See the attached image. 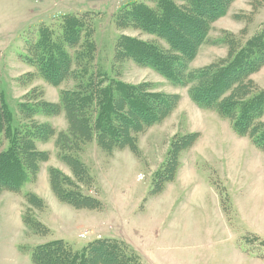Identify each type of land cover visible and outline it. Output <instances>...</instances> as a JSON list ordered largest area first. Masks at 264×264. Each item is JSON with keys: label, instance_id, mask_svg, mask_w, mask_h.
<instances>
[{"label": "rangeland", "instance_id": "rangeland-1", "mask_svg": "<svg viewBox=\"0 0 264 264\" xmlns=\"http://www.w3.org/2000/svg\"><path fill=\"white\" fill-rule=\"evenodd\" d=\"M139 2L152 5L150 0H0L1 101L14 128L46 126L53 131L49 139L34 141L36 150L47 155L34 180L19 192H11L18 195L12 196L13 201H24L22 222L29 206L26 194L37 191L40 196H35L45 200L43 207L28 209L46 232L25 228L20 219L16 222L14 214L4 212L11 201L3 200L0 264H30L34 248L57 240L80 252L99 236L127 243L142 264H264V151L249 137L239 136L231 122L215 110L196 106L189 95L192 83L174 85L151 68L132 60H115L122 36L167 49L154 35L117 26L121 9ZM67 14L87 15L91 21L94 57L87 67L89 74L99 72L108 80L115 78L130 85L144 83L150 92L177 98L170 116L133 135V153L127 147L108 152L95 139L80 145L78 160L86 169L82 183L62 162L56 147L58 138L69 129L61 94L75 90L76 82L69 78L50 84L37 66L25 59L24 41L29 38L34 42L40 27L56 31L54 26ZM263 27L264 0H232L225 14L210 23L185 72L226 61L228 42L235 40L243 46ZM246 79L251 84L249 96L264 90V64ZM41 102L56 105L57 110L22 114L23 105ZM260 121L264 124V115ZM188 134H197V139L177 157L174 178L161 182L173 140ZM6 147L1 134L0 152ZM50 169L66 176L81 194L94 197L99 205L75 209L57 198L60 204H52L48 196L54 197ZM160 183V191L152 194L153 186Z\"/></svg>", "mask_w": 264, "mask_h": 264}, {"label": "trees", "instance_id": "trees-1", "mask_svg": "<svg viewBox=\"0 0 264 264\" xmlns=\"http://www.w3.org/2000/svg\"><path fill=\"white\" fill-rule=\"evenodd\" d=\"M231 1L150 0L152 5L130 4L117 15V26L135 27L154 35L167 49L156 43L122 36L114 58L120 62L132 60L141 67L151 68L174 85L192 83L189 95L196 106L215 110L231 122L239 136L249 137L257 149L264 151V124L260 121L264 115V90L249 96L251 84L246 79L264 64V27L243 46L237 45L235 40L228 42L230 53L226 61L197 72H185L186 63L204 42L210 23L225 14ZM60 18L59 25L54 26L56 31L40 27L34 42L29 38L24 41L25 59L35 64L50 84L56 85L69 78L76 82L75 90L61 94L60 103L65 108L69 129L58 138L56 147L62 162L78 183H82L86 169L78 160L80 145L95 139L98 146L108 152L127 147L133 153V135L170 116L177 98L150 92L144 83L130 85L115 78L108 80L99 72L89 74L87 67L94 57L91 21L87 15L67 14ZM227 91L229 94L225 96ZM1 99L0 96V135L6 139L7 147L0 152V194L17 193L26 182L34 180L39 163L47 159L46 153L36 150L34 141L40 137L49 139L53 131L46 126L14 128L12 116ZM42 109L56 111L57 107L43 102L23 105L22 114L33 116ZM196 135L173 140L161 182L174 178L177 157L193 144ZM49 179L54 196L60 202L75 209H95L94 205H99L94 197L81 194L78 186H72L59 171L50 169ZM160 189L161 183L153 186L151 193L157 194ZM26 202L29 206L23 217L25 228L46 232V228L33 221L29 211L43 207V200L26 194ZM31 262L142 264L140 256L131 251L127 243L99 238L76 253L62 240L49 242L33 249Z\"/></svg>", "mask_w": 264, "mask_h": 264}, {"label": "crops", "instance_id": "crops-1", "mask_svg": "<svg viewBox=\"0 0 264 264\" xmlns=\"http://www.w3.org/2000/svg\"><path fill=\"white\" fill-rule=\"evenodd\" d=\"M40 178H41V176H40V174L38 175V177H37V179H36V184L37 183H39V180H40ZM45 178H46V172H45ZM44 178V179H45ZM35 195H37V196H40L39 194H38V192L36 191L35 192ZM53 195V194H52ZM12 196H18V195H16V194H13V193H11V192H2L1 194H0V204H2V201L3 200H5V199H9L10 201H11V205H10V207H8L7 209H5L4 210V212L7 214L8 212L10 213V215H15V220H16V222H18L19 221V219H20V221H21V223H22V225H23V222H22V216H21V214H22V210H23V204H24V201H22V199L19 201V203L18 202H15V201H13L12 200ZM48 196H49V198H51V200H52V204H60L59 202H58V200L56 199V197L54 196V197H51L50 195H49V193H48ZM43 199V198H42ZM44 200V199H43ZM45 201V200H44ZM47 204V203H46ZM62 205H64V204H62ZM24 226V225H23ZM25 227V226H24ZM85 230H87V228H85ZM102 239V238H100V236L99 237H96V239ZM95 239V240H96ZM94 241V240H93ZM91 242V241H90ZM15 243V241H13L10 245H11V248L13 249V244ZM18 245L16 244V247H17ZM1 249H3V246L2 245H0V250ZM30 264H32V262H31V260H30Z\"/></svg>", "mask_w": 264, "mask_h": 264}]
</instances>
